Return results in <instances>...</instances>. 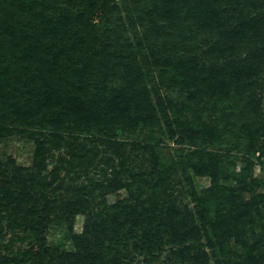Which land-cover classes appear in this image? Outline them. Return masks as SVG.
<instances>
[{
	"label": "trees",
	"instance_id": "16d2710c",
	"mask_svg": "<svg viewBox=\"0 0 264 264\" xmlns=\"http://www.w3.org/2000/svg\"><path fill=\"white\" fill-rule=\"evenodd\" d=\"M263 78L264 0H0V264H264Z\"/></svg>",
	"mask_w": 264,
	"mask_h": 264
},
{
	"label": "rangeland",
	"instance_id": "374dc122",
	"mask_svg": "<svg viewBox=\"0 0 264 264\" xmlns=\"http://www.w3.org/2000/svg\"><path fill=\"white\" fill-rule=\"evenodd\" d=\"M261 100H262V104L264 108V95L262 96ZM0 154L6 157L13 158L19 166L28 167V166H31V163H32L33 145L32 143L22 140L18 137H12V138L0 141ZM66 172L67 171H64V169L60 170L59 165L56 164L54 161L49 162L47 166V175L48 176L52 175V177H49V180L52 181V178H54L56 180L55 182L58 183L57 187L60 189H68L69 185L67 183H72L71 181L73 179V174H67ZM57 175L63 178L64 180H66L67 182L60 184V177L58 180L56 178ZM255 175L256 176L259 175L258 168H255ZM195 183L199 188H206L209 185V180L206 178H203V179L195 178ZM69 187L71 188V186ZM125 196H126L125 192L120 191L117 194L109 195L108 200L111 203ZM183 204L187 205L191 210H193V205L192 203H190V200L188 198H184ZM82 223H83V216H77L75 218L74 227H73L75 232H78V233L81 232ZM66 231H67L66 228L55 227L54 225H52L47 234L48 243L50 245L59 246L61 248H64L65 250H70L71 245L66 237ZM22 243L16 240V243L14 244V247H13V251H17L19 249L24 248L26 244H22ZM165 256L166 255L163 254L162 259H160L157 262V264H161ZM140 259L141 257H138L136 261ZM211 262L213 263V261Z\"/></svg>",
	"mask_w": 264,
	"mask_h": 264
}]
</instances>
